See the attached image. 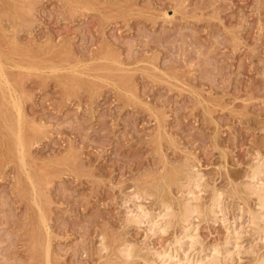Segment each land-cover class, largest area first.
I'll return each instance as SVG.
<instances>
[{
	"label": "rangeland",
	"instance_id": "1",
	"mask_svg": "<svg viewBox=\"0 0 264 264\" xmlns=\"http://www.w3.org/2000/svg\"><path fill=\"white\" fill-rule=\"evenodd\" d=\"M0 27L4 76L31 139L23 151L12 143L5 124L16 113L0 82V264H160L155 252L172 251L182 223L150 231L127 221L129 207L156 214L161 197L177 206V181L194 171L203 214L181 261L212 264V247L220 264L264 260V231L248 214L256 198L241 188L264 157V0H0ZM214 192L222 214L211 220ZM121 241L137 250L128 263Z\"/></svg>",
	"mask_w": 264,
	"mask_h": 264
},
{
	"label": "bare ground",
	"instance_id": "2",
	"mask_svg": "<svg viewBox=\"0 0 264 264\" xmlns=\"http://www.w3.org/2000/svg\"><path fill=\"white\" fill-rule=\"evenodd\" d=\"M83 1V0H82ZM11 2H12V0H11ZM92 2V1H91ZM4 3H5V1H4ZM73 3V2H72ZM92 4V3H91ZM6 5V4H5ZM76 5V4H75ZM75 5H73V6H75ZM69 6V5H68ZM82 6V5H81ZM87 6V5H86ZM89 7V6H88ZM92 7V6H91ZM96 7H98V6H96ZM70 8H72L71 6H70ZM83 8V7H82ZM99 8V7H98ZM7 9V8H6ZM85 9V8H84ZM89 9V8H88ZM10 12V11H9ZM11 13V12H10ZM1 28V27H0ZM12 49V48H11ZM104 51H107V50H104ZM100 52V51H99ZM108 52V51H107ZM102 53V52H101ZM105 53V52H104ZM112 54H115V53H113V52H111ZM14 54V53H13ZM17 54H19V53H17ZM22 54V53H21ZM103 54V53H102ZM98 55H100V53L98 54ZM97 55V59H98V56ZM106 55V54H105ZM109 55V54H108ZM107 55V56H108ZM116 55V54H115ZM118 56V55H117ZM17 57V56H16ZM30 58H31V56H29ZM45 57V56H44ZM47 57V56H46ZM45 57V58H46ZM50 57V56H49ZM49 57H47L46 59H49ZM115 57V56H114ZM119 57V56H118ZM27 58V57H26ZM52 58V57H51ZM102 58V55L100 56V59ZM104 58V57H103ZM105 58H107V57H105ZM104 58V59H105ZM108 58H109V56H108ZM117 58V57H116ZM121 58V57H120ZM3 59V58H2ZM22 59V58H21ZM23 59H24V57H23ZM32 59V58H31ZM96 59V60H97ZM1 60V59H0ZM19 60V59H18ZM95 60V59H94ZM108 60H110V62H111V60H114V59H108ZM11 61V60H10ZM26 61V60H25ZM28 61V60H27ZM58 61H60V60H58ZM62 61V60H61ZM105 61V60H104ZM107 61V60H106ZM119 61H120V63H121V60L119 59ZM3 62V61H2ZM1 61H0V82L2 83V91L3 90H5V94H6V97L4 98V97H2V98H4V99H7L8 100V104L10 103V105H11V107L13 108V110L15 111V119L14 118H10V119H7V124H5V126L7 125V128H8V132L10 131V135H11V137H12V143H14V145H15V147L18 149V150H21V151H23L25 148H28L27 146H29L30 147V140L31 139H28L25 135H24V132L22 131V128H21V126H20V123H21V119H22V117H23V113H22V104H21V102H20V100H19V98H18V96L16 97L15 95V93H14V87H11V84H10V82H9V79H8V77L6 78V76H4V71H3V68H2V63ZM29 62V61H28ZM46 62V61H45ZM51 62V61H50ZM108 62V61H107ZM2 63V64H1ZM32 63V62H31ZM47 63V62H46ZM49 63V62H48ZM52 63V62H51ZM56 63V62H55ZM76 63V62H75ZM105 63V62H104ZM112 63H113V61H112ZM115 63H117V62H115ZM119 63V62H118ZM106 64V63H105ZM125 64V63H124ZM14 65V64H13ZM69 65V64H68ZM67 65V66H68ZM75 65V64H74ZM80 65V64H79ZM82 65H84V64H82ZM93 65V64H92ZM91 65V66H92ZM97 65V64H96ZM107 65H109V63L107 64ZM111 65H113V64H111ZM118 65V64H117ZM117 65H115L116 67H117ZM123 65V64H122ZM45 66V65H44ZM70 66V65H69ZM72 66V65H71ZM77 66V65H76ZM98 66V65H97ZM102 66V65H101ZM114 66V65H113ZM113 66H112V68H113ZM119 66V65H118ZM7 67H8V65H7ZM11 67H13L12 65H11ZM14 67H16V63H15V65H14ZM23 66L21 65V68H22ZM26 67V66H25ZM30 67H35V68H37V66H31L30 65ZM46 67H48V66H46ZM55 67V66H54ZM57 67H59V66H56V69H57ZM75 67V66H74ZM96 67V66H95ZM100 67V66H99ZM113 68L114 70L115 69H117V68ZM126 67V66H125ZM20 68V67H19ZM27 68H29V67H27ZM44 68V67H43ZM50 68V67H49ZM48 68V69H49ZM52 68V67H51ZM64 67H62V69H63ZM72 68V67H71ZM82 68V67H81ZM107 68V67H106ZM110 68V67H109ZM111 68V69H112ZM122 68H124V67H122ZM154 68H158L157 66H155ZM153 68V69H154ZM52 69H54V68H52ZM59 69V68H58ZM64 69H66V67L64 68ZM75 69V68H74ZM91 69V68H90ZM94 69V68H93ZM159 69V68H158ZM30 70V69H29ZM39 70V69H38ZM51 70V69H50ZM59 70H61V69H59ZM73 70V69H72ZM51 71H56L55 69L54 70H51ZM64 71V70H63ZM66 71V70H65ZM68 71V70H67ZM66 71V72H67ZM75 71V70H74ZM89 71V70H88ZM102 71H104V70H102ZM101 71V72H102ZM106 71V70H105ZM108 71V70H107ZM158 71V70H157ZM42 72V71H41ZM77 72V71H76ZM79 72V71H78ZM83 71H81V73H82ZM95 72V71H94ZM100 72V71H99ZM118 72V71H117ZM128 72V71H127ZM160 72V71H159ZM9 73V72H8ZM70 73V72H69ZM72 73H74L73 71H72ZM71 73V74H72ZM84 74H85V72H83ZM97 73H98V71H97ZM113 73H115V72H112V74ZM162 74H164L163 72H161ZM63 74V73H62ZM75 74V73H74ZM78 74H80V73H78ZM77 74V75H78ZM100 74V73H99ZM108 74H109V72H108ZM117 74V73H116ZM120 74V73H119ZM129 74V73H128ZM155 74H157V73H155ZM6 75V74H5ZM86 75V74H85ZM98 75V74H97ZM97 75H96V77H97ZM122 75V72H121V74H120V76ZM66 76V75H65ZM64 76V77H65ZM71 76V75H70ZM73 76V75H72ZM76 76V75H75ZM81 76V75H80ZM79 76V77H80ZM89 76V75H88ZM115 76V75H114ZM124 76V75H123ZM9 77H12V76H9ZM87 77V76H86ZM95 77V78H96ZM100 77V76H99ZM101 77H102V75H101ZM127 77V76H126ZM128 77H129V75H128ZM159 78L160 77H162V75H160V76H158ZM165 77V76H164ZM75 78V77H74ZM94 78V77H93ZM103 78V77H102ZM13 79V78H12ZM63 79V78H62ZM62 79H60V80H62ZM65 79V78H64ZM69 79V78H68ZM73 79V78H72ZM92 79V78H91ZM98 79H100V78H98ZM108 79V78H107ZM109 79H110V77H109ZM115 79H117V78H115ZM121 79V78H120ZM126 79V78H125ZM165 79V78H164ZM179 79V78H178ZM177 79V80H178ZM65 80H67V79H65ZM70 80V79H69ZM77 80V79H76ZM86 80V79H85ZM106 80V79H105ZM104 80V81H105ZM111 80V79H110ZM123 80V79H122ZM134 80V79H133ZM11 81V80H10ZM94 81V80H93ZM92 81V82H93ZM126 81V80H125ZM124 81V82H125ZM128 81V80H127ZM179 81V80H178ZM76 82V81H75ZM78 82V81H77ZM81 81H80V79H79V82H78V84L80 83ZM96 82V81H95ZM112 82H114V81H111V85L112 84H114V83H112ZM97 83H98V80H97ZM96 83V84H97ZM105 83H106V81H105ZM118 83V82H117ZM120 83V82H119ZM69 84H70V81H69ZM72 84V83H71ZM89 84V83H88ZM108 84V83H107ZM120 84H123V83H120ZM119 84V85H120ZM129 84V83H128ZM127 83H126V85H128ZM180 84V83H179ZM183 85H185L184 83H182ZM182 84H181V86H182ZM16 85H17V83H16ZM80 85V84H79ZM82 85V84H81ZM90 85V84H89ZM136 85V84H135ZM1 86V85H0ZM88 86V85H87ZM117 86V85H116ZM115 86V87H116ZM125 86V85H124ZM67 87V86H66ZM94 87V86H93ZM119 87V86H118ZM117 87V88H118ZM132 87V86H131ZM4 88V89H3ZM89 88H91V87H89ZM121 88H122V86H121ZM130 88V87H129ZM134 88H135V86H134ZM119 90V89H118ZM121 90H123V89H121ZM131 90V89H130ZM16 91V93H17V90H15ZM120 91V90H119ZM133 91V90H132ZM1 92V91H0ZM2 92V93H3ZM121 92V91H120ZM124 92V91H123ZM122 92V93H123ZM129 92V91H128ZM135 92H136V90H135ZM2 93L0 94L1 96H2ZM125 93H126V91H125ZM131 93V92H130ZM120 94V93H119ZM19 95H21V93L19 94ZM124 95V94H123ZM133 95L134 94H132L131 93V97H133ZM125 96V95H124ZM130 96V95H129ZM129 96H128V98H129ZM125 97H127V95L125 96ZM134 98V97H133ZM139 98V97H138ZM132 99V98H131ZM138 100H140V99H138ZM3 101V100H2ZM133 101V100H132ZM135 101V100H134ZM2 105V104H1ZM3 107H4V104H3ZM5 109H7L6 107H4ZM9 109V108H8ZM11 110V109H10ZM1 111H2V109H1ZM9 111V110H8ZM6 112V111H5ZM10 112H12V115L14 114L13 113V111H10ZM163 112V111H162ZM4 113V112H3ZM2 113V114H3ZM8 113V112H7ZM5 115V114H4ZM8 115H9V113H8ZM157 115H160V114H157ZM14 116V115H13ZM24 116H25V113H24ZM12 117V116H11ZM1 118V117H0ZM3 118V117H2ZM5 118H7V117H5ZM24 118V117H23ZM166 119V118H165ZM2 120V119H1ZM5 120V119H4ZM23 120V119H22ZM3 121V120H2ZM3 124V123H2ZM30 125V124H29ZM163 125V124H162ZM164 126V125H163ZM36 128V127H35ZM30 129V128H29ZM164 130V129H163ZM5 131V130H4ZM7 132V131H6ZM27 132V131H26ZM25 132V133H26ZM28 133V132H27ZM8 134V133H7ZM31 134V133H30ZM30 134H29V136H30ZM35 134H37L36 132H35ZM33 135V134H32ZM4 138H5V136H4ZM34 138H36V137H34ZM33 139V138H32ZM34 142V141H33ZM36 142V141H35ZM8 143H9V140H8ZM3 144V143H2ZM8 145H10V144H8ZM10 147V146H9ZM11 147H12V145H11ZM4 148V147H3ZM2 148V149H3ZM32 148V147H31ZM26 150V149H25ZM2 151V150H1ZM21 151H19L20 153H21ZM25 152V151H24ZM5 153V152H4ZM2 154V153H1ZM10 154H11V152H10ZM16 154H18V153H16ZM5 155V154H4ZM3 155V156H4ZM23 157H24V155L23 154H21ZM33 155V154H32ZM29 156V154L27 155V157ZM31 156V155H30ZM12 157V156H11ZM16 157V156H15ZM5 158V157H4ZM18 158V157H17ZM20 158H22V157H20ZM7 160V159H6ZM8 160H10V159H8ZM11 161V160H10ZM17 160H15L14 162H16ZM23 161V160H22ZM25 161V160H24ZM29 161V160H28ZM8 162V161H7ZM19 162H21L20 160H19ZM26 162V161H25ZM23 163V162H22ZM27 163V162H26ZM26 163H24V164H26ZM16 164H18V163H16ZM29 164V163H28ZM20 165H23V164H19V167H20ZM253 165V164H252ZM18 166V165H17ZM26 166H28V165H26ZM191 166V165H190ZM25 167V166H24ZM31 167H32V165H31ZM38 167V166H37ZM33 168H35V167H32V169ZM188 168V167H187ZM251 168V167H250ZM21 169V168H20ZM25 169V168H24ZM19 170V169H18ZM28 170V169H27ZM185 170V169H184ZM183 170V171H184ZM187 170H190V168L189 169H187ZM26 171V170H25ZM46 171V170H45ZM182 171V170H181ZM192 171V170H191ZM194 171V170H193ZM21 172V171H20ZM27 172V171H26ZM25 172V173H26ZM28 172H30V170H28ZM33 172V171H32ZM43 172V171H42ZM48 172V171H47ZM188 172V171H187ZM186 172V173H187ZM36 173V172H35ZM34 173V174H35ZM38 173V172H37ZM182 173V172H181ZM185 173V172H184ZM185 173V174H186ZM20 174V173H19ZM18 174V175H19ZM23 174V173H22ZM28 174H30V173H28ZM27 174V175H28ZM33 174V175H34ZM179 174V173H178ZM183 174V173H182ZM182 174H181V176H182ZM184 174V175H185ZM36 175V174H35ZM34 175V176H35ZM177 175V174H176ZM29 176V175H28ZM37 176V175H36ZM39 176V175H38ZM40 176H41V174H40ZM39 176V177H40ZM43 176H44V174H43ZM161 177H162V175H160ZM174 176V175H173ZM161 177H160V179H161ZM177 177V176H176ZM179 177V176H178ZM203 177V176H202ZM201 176H200V174L196 171H194V172H190V173H187L185 176H184V179L183 180H181L180 179V177H179V181H177V182H181V184L180 185H182V189H183V193H184V196L182 197V198H184V200L183 201H181V203L179 202V204L177 205V206H175L176 204H174V200L173 201H171V199L170 200H168V199H165V197H161L160 198V201H161V208H160V211L158 212V213H156L155 211V213L156 214H152L151 215V213L153 212H151V213H148L147 211L145 212V209H144V211H143V208L141 209V207L138 205V208L137 207H135V208H137V210L136 209H133V210H135V211H132V209L129 207V209L131 210V211H129V210H127V211H129L128 213V216H126V217H128V219H127V221L128 220H131V222L133 221V222H142V221H144V222H147V224H149V230L150 231H154V232H158V230L160 231V230H162V229H164V228H169L170 226H172V225H174V223H179V222H181L182 224V234L178 237V238H174V240L176 239V242L174 241V245H175V247L174 248H172V251H170L169 250V248H168V250L170 251H163V252H155V253H157V258H159L160 260H161V262H160V264H194L191 260H187L186 259V261H181V256H183V258L185 259V257L188 255L187 254V249H189V248H191V247H193L194 246V244L196 243V242H198V240L196 239V237L195 236H198L197 234L196 235H191V233L189 232L190 231V229H192L193 228V226H192V228H191V225H193V223H192V219L194 218V217H197V216H199V215H201V214H203V210L201 209L202 207H200V204H199V202H198V200H199V198H200V193L198 194L197 192L198 191H194V190H196L197 188H199V187H201L202 185H201V183L202 182H200V179L202 178ZM18 178V177H17ZM19 178H20V176H19ZM31 178V177H30ZM35 178V177H34ZM33 178V180L32 181H34V180H36V179H34ZM42 178V177H41ZM47 178H48V176H47ZM50 178V177H49ZM157 178V177H156ZM159 178V177H158ZM248 180H245V178H244V183H245V186L243 187H241V188H245V191L247 192V196H249V198H252V197H250L251 195L253 196V195H255V200H256V203H257V209H255V210H252V209H250V210H248V212H246V213H248V214H250L249 215V217H250V221H252V223H253V225H255V230H257V232L259 231V232H262V231H264V157H261L260 155L259 156H257V160H255V162H254V165L252 166V168L250 169V173H249V175H248ZM22 179V178H21ZM26 179V178H25ZM28 179V178H27ZM43 179V178H42ZM51 179V178H50ZM164 178L162 177V180H163ZM173 179V178H172ZM45 180V179H44ZM175 180H177V179H175ZM22 181H24V180H22ZM37 181L39 182L40 180L39 179H37ZM157 181V180H156ZM155 181V182H156ZM161 181V180H160ZM203 181V180H202ZM21 182V181H20ZM29 182H31V181H29ZM37 182V183H38ZM47 182V181H46ZM51 182V181H50ZM154 182V181H153ZM152 182V183H153ZM164 182V181H163ZM163 182H161V183H163ZM34 183H35V181H34ZM40 183V182H39ZM151 183V184H152ZM159 183V182H158ZM160 183V184H161ZM168 183V182H167ZM242 183V182H241ZM45 184V183H44ZM43 184V185H44ZM156 185H157V182L155 183ZM154 184V186L156 187H154L153 186V188L154 189H157V187L158 186H156ZM166 184V183H165ZM32 185V184H31ZM35 185V184H34ZM48 185V184H47ZM167 185V184H166ZM166 185H165V187H166ZM241 185H243V183L241 184ZM20 186V185H19ZM22 186V185H21ZM49 186V185H48ZM168 186V185H167ZM237 186V185H236ZM32 187V186H31ZM35 187V186H34ZM33 187V188H34ZM36 187H37V185H36ZM47 187V186H46ZM151 187H152V185H151ZM239 187V186H238ZM37 188H39V187H37ZM36 188V189H37ZM146 188V187H145ZM168 189H169V187H167ZM236 188V187H235ZM32 189V188H31ZM42 189V188H41ZM154 189H152V191H154ZM166 189V188H165ZM34 189H32V191H33ZM37 190H40V189H37ZM48 190V189H47ZM146 190V189H145ZM149 190H150V188H149ZM148 190V187H147V190L146 191H149ZM160 190V189H159ZM162 190L163 189H161V192H162ZM167 190V189H166ZM236 190V189H235ZM24 191V190H23ZM31 191V190H30ZM156 191V190H155ZM168 191V190H167ZM215 191V190H214ZM217 191V190H216ZM27 192V191H26ZM151 192V191H150ZM168 192H171L170 190L168 191ZM36 193V192H35ZM38 193V192H37ZM36 193V194H37ZM44 194V193H46V192H42V190H41V194ZM155 193V192H154ZM159 193H160V191H159ZM166 193V192H165ZM215 193V195H214V197H213V199L211 200L212 202V208H210L211 209V213L209 212V208L207 209L206 207V209H204L205 211L206 210H208L207 211V213L209 212L210 214H212V219L211 220H213V218H217L218 217V214L219 213H221L222 212V198H221V196H220V194L218 193L217 194V192H214ZM222 193V192H221ZM237 193V192H236ZM239 193V192H238ZM242 193V192H241ZM33 194V193H32ZM40 194V195H41ZM145 194V193H144ZM151 194H152V192H151ZM169 194V196H170V193H168ZM24 195V194H23ZM35 195V194H34ZM136 195V196H135ZM135 195L133 194V198L135 197V199L136 198H140L141 197V194H137V193H135ZM143 195V194H142ZM146 195V194H145ZM156 195H158V193L156 194ZM162 195H164V193L163 194H161V195H159V196H162ZM212 195V196H213ZM245 195V194H244ZM245 195V196H246ZM33 196V195H32ZM42 196V195H41ZM44 196V195H43ZM151 196V195H150ZM158 196V197H159ZM243 196V195H242ZM30 197H31V194H30ZM174 197V196H173ZM240 197H241V195H240ZM239 197V198H240ZM33 199H35V197L33 196L32 197ZM129 198H130V196H129ZM131 198H132V196H131ZM171 198V197H170ZM242 198V197H241ZM246 198V197H245ZM248 198V199H249ZM37 199H39V197L37 198ZM36 199V200H37ZM202 199V198H201ZM29 200V199H28ZM131 200V199H130ZM34 201V200H33ZM40 201V200H39ZM45 201V200H44ZM129 201V200H128ZM132 201V200H131ZM139 201V200H138ZM177 201H179V199L177 200ZM243 201V200H242ZM247 201H249V200H246V202ZM32 202V201H31ZM130 202V201H129ZM136 202V201H135ZM134 202V203H135ZM201 202V201H200ZM246 202H245V206H246ZM35 203H36V201H35ZM38 203V202H37ZM42 203V202H41ZM45 203V202H44ZM133 203V204H134ZM140 203V202H139ZM244 203V202H243ZM31 204H33V203H31ZM137 204H138V202H137ZM141 204V203H140ZM34 205H36V204H34ZM42 205V204H41ZM43 206V205H42ZM41 206V207H42ZM130 206V205H129ZM134 206V205H133ZM211 206V204L208 206L207 205V207H210ZM36 207V206H35ZM40 207V206H39ZM39 207H38V209H39ZM143 207V206H142ZM46 208H47V204H46ZM45 208V209H46ZM134 208V207H133ZM249 207L247 206V209H248ZM38 211V210H37ZM43 211V210H42ZM41 211V212H42ZM253 211H254V213H253ZM39 212V211H38ZM33 213V212H32ZM44 213H46V212H44ZM38 214V216L39 215H41L40 213H37ZM36 214V215H37ZM43 214V213H42ZM210 214H208V215H210ZM222 214V213H221ZM35 216V215H34ZM41 217V216H40ZM43 217V216H42ZM44 217H45V215H44ZM34 218V217H33ZM38 218V217H37ZM221 218V217H220ZM239 218H241L240 217V215L238 216V219ZM41 219V218H40ZM40 219H39V222H40ZM42 219H45V218H42ZM218 219V218H217ZM222 219V218H221ZM220 220V219H219ZM240 220V219H239ZM38 221V220H37ZM234 221V220H233ZM235 221H237V220H235ZM41 222L43 223L44 221H42L41 220ZM143 222V223H144ZM37 224V223H36ZM44 224V223H43ZM236 224H238V223H236ZM232 225V224H231ZM234 225V224H233ZM38 226V225H37ZM37 226L35 227V228H37ZM45 226H46V224H45ZM49 226V225H48ZM169 226V227H168ZM39 227V226H38ZM42 227V226H41ZM147 227V228H148ZM43 228V227H42ZM42 228H40V229H42ZM39 229V228H38ZM38 229H37V231H38ZM46 229V228H45ZM36 230V229H35ZM47 230V229H46ZM50 230V229H49ZM165 230V229H164ZM230 230V229H229ZM42 231V230H41ZM166 231V230H165ZM164 231V232H165ZM153 232V233H154ZM161 232H163V230L161 231ZM231 232V231H230ZM263 233V232H262ZM36 234V233H35ZM49 234V233H48ZM38 235V234H37ZM41 235H42V232H41ZM50 236V235H49ZM34 237H36V236H34ZM42 238V236H39V238ZM44 237V236H43ZM47 237V236H46ZM40 238V239H41ZM199 238V237H198ZM232 238V237H231ZM48 239H50V237L48 238ZM230 239V238H229ZM236 239V238H235ZM37 240H39L38 239V236H37ZM36 239H35V241L34 242H36L37 241ZM44 242V238H43V240L41 239V242ZM45 241H47V240H45ZM49 241V240H48ZM51 241V240H50ZM49 241V242H50ZM229 241V240H228ZM33 242V241H32ZM40 241H39V244L41 243ZM122 243H124L123 241H121ZM127 242V241H126ZM124 243L123 245H122V247L120 246L119 247V250L115 247V250L117 249V251H119V254H120V258L123 260V262L124 263H128L129 261H130V259H132V257L135 255V253H136V251H135V246L133 245V244H131L130 242H128V243ZM173 242V241H172ZM37 243V242H36ZM106 243V242H105ZM121 243V244H122ZM38 244V245H39ZM43 244H45V243H42V246H43ZM47 244V243H46ZM45 244V246H47ZM49 245L51 244V243H48ZM108 244V243H107ZM227 244H228V242H227ZM38 245H37V247H38ZM41 245V244H40ZM40 245H39V247H40ZM111 245V244H110ZM117 245V244H116ZM173 245V244H172ZM44 246V249L46 250V252H49V251H47V249H46V247ZM108 246V247H107ZM37 247H34V248H37ZM49 247V246H48ZM102 247V249L104 248V250H106L105 248H109V245H106V244H104L103 243V246H101ZM111 247V246H110ZM113 247V248H114ZM33 248V249H34ZM201 248V247H200ZM254 248V247H253ZM41 249V248H40ZM42 249H43V247H42ZM43 249V250H44ZM101 249V250H102ZM144 249V248H143ZM163 249V248H162ZM252 249V248H251ZM37 250V249H36ZM109 250H110V248H109ZM112 250V249H111ZM141 250V249H140ZM146 250V249H145ZM38 251H40L41 252V250H38ZM116 251V252H117ZM157 251V250H156ZM201 251H203V247L201 248V249H199V251H198V253H200ZM227 251V250H226ZM252 251V250H251ZM109 252V251H108ZM107 252V253H108ZM114 252V251H113ZM42 253V252H41ZM141 253V252H140ZM210 253H211V255L213 256V263L212 264H220V262L218 261V253H219V250L217 251V249L215 248V247H212L211 249H210ZM253 253H254V250H253ZM45 254V253H44ZM43 254V255H44ZM48 254V253H47ZM106 254V253H105ZM42 255V254H41ZM108 255V254H107ZM107 255H106V257H107ZM109 255H112V254H109ZM138 255V254H137ZM136 255V256H137ZM156 255V254H155ZM47 257H48V255H46ZM45 256V257H46ZM257 256V255H256ZM258 256H259V254H258ZM257 256V257H258ZM256 257V258H257ZM261 257V256H260ZM262 257H264V255H262ZM118 258V257H117ZM144 258V257H143ZM150 258V257H149ZM230 258V257H229ZM255 258V257H254ZM259 258V257H258ZM106 259V258H105ZM104 259V260H105ZM119 259V258H118ZM147 259H148V257H147ZM260 259V258H259ZM259 259H257L258 261H259ZM45 260V259H44ZM53 260H54V258H53ZM149 260H151V258L149 259ZM256 259H254V261H255ZM47 261H50V260H45V262H47ZM55 261V260H54ZM146 261V260H145ZM152 261V260H151ZM150 261V262H151ZM154 261H156V260H154L153 259V261L151 262V263H149L148 261H147V263L148 264H156ZM257 261V262H258ZM51 262H52V260H51ZM104 262V261H103ZM48 263V262H47ZM50 263V262H49ZM111 263V262H110ZM146 263V264H147ZM46 264V263H45ZM113 264H114V262H113ZM119 264V263H118ZM129 264V263H128ZM132 264V263H131ZM257 264H264V260H261V261H259Z\"/></svg>",
	"mask_w": 264,
	"mask_h": 264
}]
</instances>
